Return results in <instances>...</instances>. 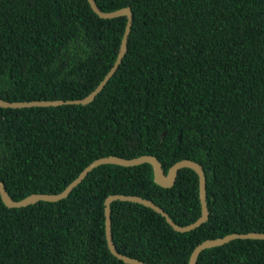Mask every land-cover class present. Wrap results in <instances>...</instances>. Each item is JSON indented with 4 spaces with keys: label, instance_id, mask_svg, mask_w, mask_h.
I'll return each instance as SVG.
<instances>
[{
    "label": "trees",
    "instance_id": "obj_1",
    "mask_svg": "<svg viewBox=\"0 0 264 264\" xmlns=\"http://www.w3.org/2000/svg\"><path fill=\"white\" fill-rule=\"evenodd\" d=\"M129 7L126 53L85 105L0 107V182L18 201L61 192L93 160L152 155L165 173L190 159L204 167L208 221L179 233L139 204L113 202L116 250L148 264H188L197 245L264 233V0H94ZM126 18L101 19L86 0H0V99L75 100L113 65ZM152 201L181 226L201 216L188 168L172 188L149 164L101 165L67 198L6 208L0 264H124L104 234V199ZM197 264H264V240L203 251Z\"/></svg>",
    "mask_w": 264,
    "mask_h": 264
},
{
    "label": "water",
    "instance_id": "obj_2",
    "mask_svg": "<svg viewBox=\"0 0 264 264\" xmlns=\"http://www.w3.org/2000/svg\"><path fill=\"white\" fill-rule=\"evenodd\" d=\"M90 9L94 14H96L101 19H113L117 17H125L126 22L124 26V31L122 34V38L120 40V45L118 52L116 54L115 61L108 72L104 75L103 79L98 83L93 91H91L87 96L81 99L75 100H33V101H21V102H8L0 99V107L1 108H11V109H21V108H34V107H58L63 105H81L85 106L91 103L97 94L101 92L109 79L116 72L118 66L121 64L122 58L126 53L127 48V39L130 32V28L132 25V14L129 7L121 8L111 12H102L98 9L94 0H86ZM116 165L120 167H134L141 164H149L152 169L153 174V182L159 187L163 188H172L178 178L179 171L188 168L193 170L199 180V198L201 203V216L193 223L181 226L173 221V219L169 216L167 212H164L160 207L155 205L152 201L138 197L133 195H124V194H113L109 195L104 199L103 202V216H104V234L106 246L112 256L116 259L120 260L124 264H148L142 262L140 260L130 258L128 256L120 254L113 242H112V234H111V209L110 205L113 202H129L134 204L142 205L155 213L159 214L162 218H164L165 222L168 223L174 231L179 233H187L191 232L201 225L205 224L209 219V209L207 203V190H206V176L204 167L190 159H183L176 162L167 173H165L164 167L159 159L152 155H141L135 158H122L118 156H104L98 159L93 160L89 163L79 174L78 176L72 180L61 192L57 194H41L35 193L30 194L24 197L21 200L14 201L12 200L7 191L4 188L2 182H0V199L6 208H21L27 207L29 205H33L39 201L43 202H58L62 199L67 198V196L71 193V191L80 184L84 178L87 176L89 172H91L94 168H97L101 165ZM264 240V233L258 232H249L245 234H229L222 238L209 239L205 240L199 245L195 247L192 254L190 255L188 264H197L200 254L207 250L216 247L223 246L225 244L230 243L234 240Z\"/></svg>",
    "mask_w": 264,
    "mask_h": 264
}]
</instances>
